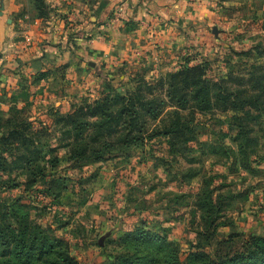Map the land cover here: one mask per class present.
Here are the masks:
<instances>
[{"label": "rangeland", "instance_id": "rangeland-1", "mask_svg": "<svg viewBox=\"0 0 264 264\" xmlns=\"http://www.w3.org/2000/svg\"><path fill=\"white\" fill-rule=\"evenodd\" d=\"M217 6L200 44L195 36L201 33L189 29L188 45L157 48L152 62L136 55L121 60V55L110 64L99 61L98 72L88 69L75 80L64 63L52 78L60 92L51 100L0 109V202L22 204L35 222L62 239L59 250L67 249L75 264H110L115 256L132 264H172V252L159 247L152 234L173 242L180 264L216 263L219 256L247 252L243 243L250 236H264V110L238 114L240 120L230 112L196 111L191 129L173 136L180 154L167 137L157 136L97 161L69 160L71 147L59 142L55 118L111 88H131L139 78L155 83L186 63L208 62L212 78L245 74L252 64H264V0H221ZM120 10L113 13L114 21ZM54 98L67 109L54 105ZM11 130H16L13 136ZM87 134L83 129L81 137ZM202 200L214 209L202 207ZM140 230L146 236L125 240L127 233ZM232 233L238 236L223 244Z\"/></svg>", "mask_w": 264, "mask_h": 264}, {"label": "trees", "instance_id": "trees-1", "mask_svg": "<svg viewBox=\"0 0 264 264\" xmlns=\"http://www.w3.org/2000/svg\"><path fill=\"white\" fill-rule=\"evenodd\" d=\"M35 2L39 15L46 14L43 1ZM250 69L245 74L228 72L225 77L212 78L208 62L186 63L165 76H159L155 83L139 78L133 81L136 83L131 88H111L93 102L80 104L71 112L55 118L59 142L63 148L71 147L69 160L82 156L97 161L116 150L118 153L141 147L147 137L150 140L157 136L167 137L168 146L180 154L181 148L173 136L185 135L186 129H191L188 125L193 122L196 111L230 112L240 120L238 114L249 115L251 110H264L261 105L264 102V64H252ZM150 121L154 125L151 128L148 127ZM83 129L88 131L84 138L81 137ZM241 132L239 126L237 138ZM15 133L16 130L9 131L11 136ZM68 137L71 140L67 141ZM80 139L86 144H80ZM75 143L79 145L75 146ZM26 161L28 165L33 162L31 157H26ZM204 202L202 200V207L213 208L211 202L206 205ZM0 208V264H75L67 249L59 250L62 239L48 227L35 222L17 200L0 202ZM216 208L219 209L218 205ZM146 234L143 230L129 232L125 240ZM233 236L238 234H230L223 244L230 243ZM154 237L159 247L172 252V264H180L173 242L165 236L152 234ZM243 245L249 248L247 252L229 259L219 256L218 262L208 264L237 261L239 264H264V236L252 235ZM132 262L129 258L115 256L110 264Z\"/></svg>", "mask_w": 264, "mask_h": 264}, {"label": "crops", "instance_id": "crops-1", "mask_svg": "<svg viewBox=\"0 0 264 264\" xmlns=\"http://www.w3.org/2000/svg\"><path fill=\"white\" fill-rule=\"evenodd\" d=\"M42 1L45 17L39 15L35 0H0V109L4 111L11 106L22 108L27 100L34 106L51 100L60 92L51 84L56 83L52 78L64 63L69 65L67 76L75 80L88 69L95 73L99 61L110 64L121 55V60L136 55L152 62L157 59V48L172 50L190 43L193 39L186 37L189 29L201 33L195 36L200 44L202 32L215 20L214 10L221 2ZM118 8L120 19L114 21L113 13ZM53 102L61 110L67 109L64 102H55V98Z\"/></svg>", "mask_w": 264, "mask_h": 264}]
</instances>
